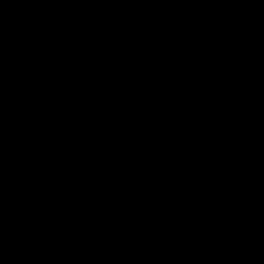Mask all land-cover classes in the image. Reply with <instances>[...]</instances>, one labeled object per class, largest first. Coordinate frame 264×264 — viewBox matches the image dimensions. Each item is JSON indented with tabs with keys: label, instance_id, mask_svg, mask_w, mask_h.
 <instances>
[{
	"label": "trees",
	"instance_id": "trees-1",
	"mask_svg": "<svg viewBox=\"0 0 264 264\" xmlns=\"http://www.w3.org/2000/svg\"><path fill=\"white\" fill-rule=\"evenodd\" d=\"M179 237L264 264V0H0V264Z\"/></svg>",
	"mask_w": 264,
	"mask_h": 264
},
{
	"label": "rangeland",
	"instance_id": "rangeland-1",
	"mask_svg": "<svg viewBox=\"0 0 264 264\" xmlns=\"http://www.w3.org/2000/svg\"><path fill=\"white\" fill-rule=\"evenodd\" d=\"M182 227L184 230H188L190 228V218L188 215H184L182 217ZM173 248H175V253L173 255V259L175 260L176 264H181V255L184 257L185 255L183 253H181L183 250H187L188 249V245L185 244L184 240L179 237L177 240V244L175 246H173Z\"/></svg>",
	"mask_w": 264,
	"mask_h": 264
},
{
	"label": "flooded vegetation",
	"instance_id": "flooded-vegetation-1",
	"mask_svg": "<svg viewBox=\"0 0 264 264\" xmlns=\"http://www.w3.org/2000/svg\"><path fill=\"white\" fill-rule=\"evenodd\" d=\"M185 242V241H184ZM186 245H188L186 242H185ZM172 251H173V254L175 253V248L171 247ZM189 249V248H188ZM181 253H183L185 256L182 257L181 259V264H198V260L197 258L193 255V253L189 250H183Z\"/></svg>",
	"mask_w": 264,
	"mask_h": 264
},
{
	"label": "clouds",
	"instance_id": "clouds-1",
	"mask_svg": "<svg viewBox=\"0 0 264 264\" xmlns=\"http://www.w3.org/2000/svg\"><path fill=\"white\" fill-rule=\"evenodd\" d=\"M64 159V157H62ZM69 170H72L71 166L69 165ZM50 199H52L53 203L59 202V191L57 189L50 190Z\"/></svg>",
	"mask_w": 264,
	"mask_h": 264
},
{
	"label": "water",
	"instance_id": "water-1",
	"mask_svg": "<svg viewBox=\"0 0 264 264\" xmlns=\"http://www.w3.org/2000/svg\"><path fill=\"white\" fill-rule=\"evenodd\" d=\"M186 215H188V214H186Z\"/></svg>",
	"mask_w": 264,
	"mask_h": 264
}]
</instances>
